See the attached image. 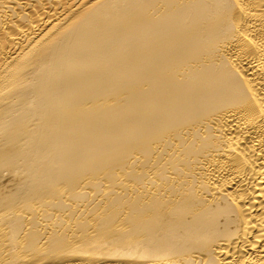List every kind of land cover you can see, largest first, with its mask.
<instances>
[{"label":"bare ground","instance_id":"6f19581e","mask_svg":"<svg viewBox=\"0 0 264 264\" xmlns=\"http://www.w3.org/2000/svg\"><path fill=\"white\" fill-rule=\"evenodd\" d=\"M0 264H264V0H0Z\"/></svg>","mask_w":264,"mask_h":264}]
</instances>
